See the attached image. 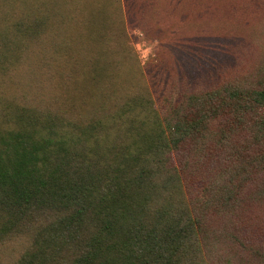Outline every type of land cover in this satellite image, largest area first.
I'll return each instance as SVG.
<instances>
[{
	"label": "trees",
	"instance_id": "trees-1",
	"mask_svg": "<svg viewBox=\"0 0 264 264\" xmlns=\"http://www.w3.org/2000/svg\"><path fill=\"white\" fill-rule=\"evenodd\" d=\"M155 1L182 13L200 0H0V248L15 251L9 264H197L209 236L204 189L190 186L201 159L244 129L255 137L242 151L264 144V88H165L157 102L137 58L142 84L116 73L126 10ZM42 76H61L63 103L23 98ZM191 144L200 157L192 172ZM257 154L264 149L242 181L257 172Z\"/></svg>",
	"mask_w": 264,
	"mask_h": 264
},
{
	"label": "rangeland",
	"instance_id": "rangeland-1",
	"mask_svg": "<svg viewBox=\"0 0 264 264\" xmlns=\"http://www.w3.org/2000/svg\"><path fill=\"white\" fill-rule=\"evenodd\" d=\"M162 5L160 1L145 7L132 3L126 10L129 43L125 54L116 58L117 64L123 61L116 73L142 84L137 58L157 102L165 88L168 93L174 90L172 95L206 93L227 85L264 88V0H200L199 5L188 4L182 13L171 12L167 2L162 1ZM78 28L83 29L82 25ZM32 79L29 75L30 83ZM61 83V76L53 83L42 76L36 85L43 86L40 92L32 86V95L25 92L23 98L36 104L63 103L66 90ZM252 136L255 132L253 135L250 129L233 133L225 148H215L212 158L201 159L199 176L190 182L194 193L204 189L206 197L200 208L209 228L206 245L198 250L197 264H264V155H256L257 172L247 181L241 178L246 166L251 168L247 161L254 157L256 148L264 149V144L240 149ZM206 151L204 147L198 153L202 156ZM187 153V169L192 172L195 159L200 157L193 144ZM233 153L238 156L231 157ZM230 179L231 192L221 196L218 191L230 185ZM14 252L1 247L0 264H9Z\"/></svg>",
	"mask_w": 264,
	"mask_h": 264
}]
</instances>
